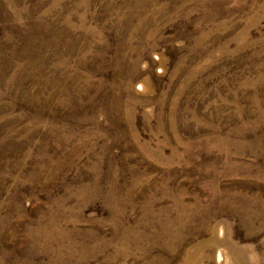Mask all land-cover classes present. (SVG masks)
I'll return each instance as SVG.
<instances>
[{
  "label": "rangeland",
  "instance_id": "374dc122",
  "mask_svg": "<svg viewBox=\"0 0 264 264\" xmlns=\"http://www.w3.org/2000/svg\"><path fill=\"white\" fill-rule=\"evenodd\" d=\"M0 264H264V0H0Z\"/></svg>",
  "mask_w": 264,
  "mask_h": 264
},
{
  "label": "bare ground",
  "instance_id": "6f19581e",
  "mask_svg": "<svg viewBox=\"0 0 264 264\" xmlns=\"http://www.w3.org/2000/svg\"><path fill=\"white\" fill-rule=\"evenodd\" d=\"M127 45V44H126ZM130 45V44H129ZM169 235V234H168ZM171 237V236H170ZM176 238V237H175Z\"/></svg>",
  "mask_w": 264,
  "mask_h": 264
}]
</instances>
